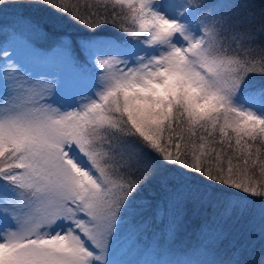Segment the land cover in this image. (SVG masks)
<instances>
[{
    "label": "snow or ice",
    "instance_id": "1",
    "mask_svg": "<svg viewBox=\"0 0 264 264\" xmlns=\"http://www.w3.org/2000/svg\"><path fill=\"white\" fill-rule=\"evenodd\" d=\"M153 3L114 0L121 8L128 5L149 43L165 45L167 52L108 76L99 99L79 111L19 100L0 109V176L37 198L19 230L0 242V264L103 260L121 209L154 171L135 149L123 145V137H135L165 162L264 198V118L231 101L244 76L264 73V46L232 47L218 38L214 25H205L194 37L153 10ZM82 22L89 27L99 23ZM177 33L186 45L172 42ZM50 92H42L41 99ZM209 98L218 102L210 106ZM186 195L177 193L173 202ZM230 211L226 207L225 214ZM60 220L69 225L65 231L46 230ZM256 264H264V251Z\"/></svg>",
    "mask_w": 264,
    "mask_h": 264
},
{
    "label": "trees",
    "instance_id": "2",
    "mask_svg": "<svg viewBox=\"0 0 264 264\" xmlns=\"http://www.w3.org/2000/svg\"><path fill=\"white\" fill-rule=\"evenodd\" d=\"M189 6L195 21L202 20L203 27L214 25L226 44L264 46V0H197ZM82 20L99 23L89 27ZM138 27L134 12L115 5L114 0H0V46L13 32L25 28L47 36L52 41L49 44L69 41L83 62L87 41L139 42L143 33H136ZM237 95L264 98V73L244 76L231 99ZM122 143L154 168L130 196L131 203L123 207L124 222H132L130 233L145 255L160 264H207L208 253L212 264H256V257L264 251V198L165 162L135 137H123ZM182 192L187 195L173 202ZM232 201L235 204L226 215Z\"/></svg>",
    "mask_w": 264,
    "mask_h": 264
},
{
    "label": "rangeland",
    "instance_id": "3",
    "mask_svg": "<svg viewBox=\"0 0 264 264\" xmlns=\"http://www.w3.org/2000/svg\"><path fill=\"white\" fill-rule=\"evenodd\" d=\"M135 3L138 4L139 0H135ZM124 6L130 9L128 5ZM152 7L166 18L184 25L187 34L194 37L202 35L203 21H195L187 0H154ZM141 31L143 35L139 42L130 41L126 44L103 41L93 44L95 47L90 51L87 43L83 62L76 52L72 51L69 41L67 44L58 43L56 48H50L48 46L51 45V39L35 30L23 28L16 34L13 32V36L8 37L0 46V109L12 100H19L21 103L37 101L51 104L61 112L81 110L84 104L99 99V94L106 89L108 76L113 73L118 75L125 68H137L169 50L165 45L149 43L146 30L138 27L136 33ZM172 42L176 45L187 43L179 33L173 37ZM104 59L115 60L116 63L101 66L98 61ZM9 65L12 67L8 69ZM49 88L50 95L41 99V93ZM231 101L238 109L251 111L264 118L263 97L237 95ZM227 188L234 189L228 186ZM36 199L30 190L21 189L17 184L0 176V242L7 233L19 230L20 219L31 210ZM203 199L207 201L208 195L205 194ZM130 201L129 197L124 207L128 206ZM234 204L232 201L227 207L231 208ZM243 206L242 204L241 207ZM123 214L122 208L114 229L108 236L103 260H93L92 264H160L137 247L136 237L130 233L133 224L130 221L124 222ZM68 227L66 222L60 220L46 230L54 234L57 231H65ZM89 247L97 255L101 254V250L93 248L91 244ZM208 255L205 256L207 264H212Z\"/></svg>",
    "mask_w": 264,
    "mask_h": 264
},
{
    "label": "clouds",
    "instance_id": "4",
    "mask_svg": "<svg viewBox=\"0 0 264 264\" xmlns=\"http://www.w3.org/2000/svg\"><path fill=\"white\" fill-rule=\"evenodd\" d=\"M218 101H216L214 98H209V104L210 106H214L215 103H217Z\"/></svg>",
    "mask_w": 264,
    "mask_h": 264
}]
</instances>
